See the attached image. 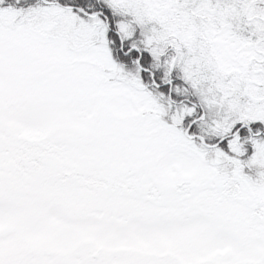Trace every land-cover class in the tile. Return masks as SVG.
Here are the masks:
<instances>
[{
	"label": "snow or ice",
	"instance_id": "6c2138e0",
	"mask_svg": "<svg viewBox=\"0 0 264 264\" xmlns=\"http://www.w3.org/2000/svg\"><path fill=\"white\" fill-rule=\"evenodd\" d=\"M0 264H264V0H0Z\"/></svg>",
	"mask_w": 264,
	"mask_h": 264
}]
</instances>
